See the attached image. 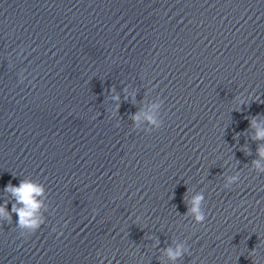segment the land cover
<instances>
[{"label": "clouds", "instance_id": "9594fccd", "mask_svg": "<svg viewBox=\"0 0 264 264\" xmlns=\"http://www.w3.org/2000/svg\"><path fill=\"white\" fill-rule=\"evenodd\" d=\"M116 99H118V97ZM146 118L151 124L155 125L156 128L159 129L161 127V125L152 116H147ZM138 119V115L133 116V120ZM249 123L251 127H255L257 129L254 139L264 140V129L259 127V125L255 122V118H253V120ZM257 152L261 158H264V148L258 147ZM253 164L259 171H264V167L260 166L258 160L253 161ZM237 180H239V177L233 176L230 178L229 183H236ZM42 191V186H38L34 182L26 180H21L18 186H14L11 182H9L5 187V192H10L16 198V203L12 205V211L18 213V226L27 227L30 230L27 234H21V236L34 234L41 227L42 222L33 217L41 206L35 199V196L41 194ZM189 202L192 205L189 212L193 215L194 222L196 224H203L206 221V213L201 212L200 210L201 202H205L203 192H198L191 198L190 201L187 200L186 204ZM8 203V201H5L4 205L0 206V215H5L10 218V214L5 212ZM17 204H22L23 207L18 208L16 206ZM188 251L189 249L185 248L184 243L177 244L175 248L169 246L165 249L167 257L172 261L183 257Z\"/></svg>", "mask_w": 264, "mask_h": 264}]
</instances>
